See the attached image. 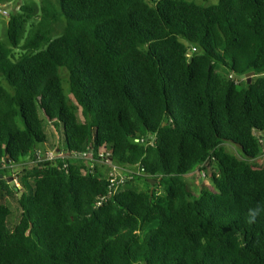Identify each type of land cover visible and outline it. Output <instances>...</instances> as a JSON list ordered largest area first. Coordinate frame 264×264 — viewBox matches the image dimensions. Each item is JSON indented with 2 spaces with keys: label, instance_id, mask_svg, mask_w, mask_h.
<instances>
[{
  "label": "trees",
  "instance_id": "trees-1",
  "mask_svg": "<svg viewBox=\"0 0 264 264\" xmlns=\"http://www.w3.org/2000/svg\"><path fill=\"white\" fill-rule=\"evenodd\" d=\"M261 136L264 0L23 3L0 40V174L24 192L0 179V264H264Z\"/></svg>",
  "mask_w": 264,
  "mask_h": 264
},
{
  "label": "rangeland",
  "instance_id": "rangeland-1",
  "mask_svg": "<svg viewBox=\"0 0 264 264\" xmlns=\"http://www.w3.org/2000/svg\"><path fill=\"white\" fill-rule=\"evenodd\" d=\"M36 2V3H40V0H10L9 2L5 3V4H0V40L5 42L6 41V37H7V28H8V21H9V17L12 14H16L18 13L20 7L23 5V3H28V2ZM54 1V0H53ZM197 2H201L202 0H196ZM64 77V76H63ZM64 81H66L65 77H64ZM64 89L66 91L69 90L68 88V83L64 82ZM262 138H264V136H261ZM53 143L56 144V136H53ZM262 140V139H261ZM55 147V146H53ZM231 150L236 152V149L231 146ZM264 158L261 160H258V162H263ZM190 186L194 191L199 192L200 190V185H198L197 181L195 180H190ZM213 181L211 179L207 180L206 182H204V184L206 185V187L210 190H212L213 192H217V190L215 189L213 183ZM13 202H15V199H12ZM9 204H11V202H9Z\"/></svg>",
  "mask_w": 264,
  "mask_h": 264
},
{
  "label": "clouds",
  "instance_id": "clouds-1",
  "mask_svg": "<svg viewBox=\"0 0 264 264\" xmlns=\"http://www.w3.org/2000/svg\"><path fill=\"white\" fill-rule=\"evenodd\" d=\"M196 52V49L194 48V47H192V46H189L188 47V52H187V56L189 57V60H190V58L191 57H193L194 56V53ZM194 58V57H193ZM252 73V72H251ZM233 75H235V74H233ZM236 75H238V74H236ZM243 76V75H242ZM245 76H247V78H245L244 80H246V79H248L249 77H248V75H245ZM233 77V76H232ZM234 78V77H233ZM235 79V78H234ZM237 80H239V79H237ZM241 81H243V80H239V82H241ZM138 141V140H137ZM59 154V152H56V154L55 155H58ZM101 157H103V155L101 156ZM264 157H262V158H260V159H258V160H261V159H263ZM258 160H257V162H258ZM262 163V162H261ZM0 175H3V178L2 179H4V180H6L7 181V179L6 178H9V177H6V175L5 174H0ZM189 178H190V180H196L197 181V183H198V185H200V184H204V182H206L207 180H209V179H207V172L206 171H203V172H201L200 170H197L196 172H193V173H189L188 175H187ZM11 177H13V179H14V181H15V186H14V190L15 191H17V193L20 191V188H21V185H20V183H19V181H18V179H17V177H15V176H11ZM154 182L156 183V181L154 180ZM9 183V182H8ZM154 183V184H155ZM190 183V182H189ZM10 184V183H9ZM153 184V185H154ZM205 185V184H204ZM11 187V186H10ZM12 188V187H11ZM194 191V190H193ZM23 191H20L19 192V195H20V193H22ZM195 193H198L197 191H194ZM24 193V192H23ZM23 196V195H22ZM21 196V197H22ZM262 215H264V205H261V204H257L255 207H251V208H249L248 209V213H247V223L248 224H255L256 222H257V219H258V217H262Z\"/></svg>",
  "mask_w": 264,
  "mask_h": 264
},
{
  "label": "water",
  "instance_id": "water-1",
  "mask_svg": "<svg viewBox=\"0 0 264 264\" xmlns=\"http://www.w3.org/2000/svg\"><path fill=\"white\" fill-rule=\"evenodd\" d=\"M193 60V57H191L190 58V62ZM252 76H254V73L252 72V73H250V74H248V77H249V82H251V77ZM233 77L235 78V79H239V80H244L245 78H247V76H245V75H243V76H240V75H233ZM3 178V175H0V179H2ZM7 179V182H9L10 183V186L12 187V188H14V186H15V181H14V179H13V177H9V178H6ZM155 182L154 181H151V184H154ZM24 193L22 192V193H20V196H22Z\"/></svg>",
  "mask_w": 264,
  "mask_h": 264
}]
</instances>
